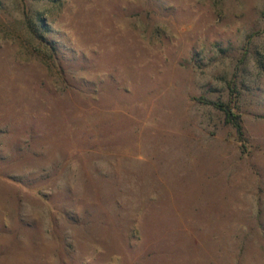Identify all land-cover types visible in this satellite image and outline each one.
Listing matches in <instances>:
<instances>
[{
  "label": "rangeland",
  "instance_id": "1",
  "mask_svg": "<svg viewBox=\"0 0 264 264\" xmlns=\"http://www.w3.org/2000/svg\"><path fill=\"white\" fill-rule=\"evenodd\" d=\"M0 264H264V0H0Z\"/></svg>",
  "mask_w": 264,
  "mask_h": 264
},
{
  "label": "trees",
  "instance_id": "2",
  "mask_svg": "<svg viewBox=\"0 0 264 264\" xmlns=\"http://www.w3.org/2000/svg\"><path fill=\"white\" fill-rule=\"evenodd\" d=\"M236 127H237V130H238V133H239L240 135H242V127H241V125H240L239 123H237V124H236Z\"/></svg>",
  "mask_w": 264,
  "mask_h": 264
}]
</instances>
